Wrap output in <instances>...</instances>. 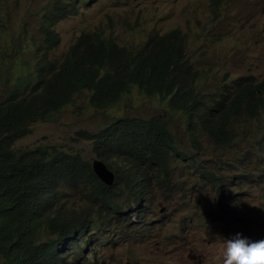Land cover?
Here are the masks:
<instances>
[{
    "label": "rangeland",
    "instance_id": "374dc122",
    "mask_svg": "<svg viewBox=\"0 0 264 264\" xmlns=\"http://www.w3.org/2000/svg\"><path fill=\"white\" fill-rule=\"evenodd\" d=\"M56 5L61 16L55 12ZM43 14L51 18L45 33L55 34L59 41L49 54L53 62L59 63L82 34L102 33V40L135 54L147 38L166 32L170 43L175 38L181 41L200 72L204 101L213 102L225 87L231 90L233 82L243 77L253 84L264 83V0H0V101L16 88L20 95H28L42 87L35 72L39 58L24 65L8 53L15 54L18 42L28 53L41 42ZM104 69L102 65L101 75ZM131 104L129 99L119 104L121 116L167 122L179 151L167 162L173 185L164 190L155 186L151 192L155 201L129 215L128 232L119 245L107 249L115 237L113 227L100 234V241L83 250L84 264H90V252L103 251L105 264H222L221 238L241 231L245 222L254 235L264 233V154L259 150L264 109L252 122L241 120L234 141L217 148L205 134L196 137L194 146L184 115L162 108L158 100L142 98L133 109ZM81 107V101L59 104L50 119H38L29 126L27 136L16 146L69 145L91 162L94 152L79 133L107 119L82 115ZM72 138L77 144L72 145ZM93 190L86 184L70 201L89 203L87 196ZM108 202L90 205L110 223L116 219L122 223Z\"/></svg>",
    "mask_w": 264,
    "mask_h": 264
},
{
    "label": "trees",
    "instance_id": "16d2710c",
    "mask_svg": "<svg viewBox=\"0 0 264 264\" xmlns=\"http://www.w3.org/2000/svg\"><path fill=\"white\" fill-rule=\"evenodd\" d=\"M73 6L77 8L76 4ZM55 12L61 16L58 5ZM94 34L97 36L79 35L58 65L48 63L47 76H38L40 91L20 95L16 88L0 101V264H84L87 259L83 250L89 249L100 234L110 231L108 217L90 205L110 198L106 193L109 188L96 179L83 156L69 147L63 150L61 145L16 146L27 136L29 126L38 119H50L63 97L70 100L84 82L103 92L115 86L107 99L115 102L123 100L133 88L140 95L166 100L173 112L184 115L194 146L201 134L215 147L228 146L234 140L237 124L258 117L264 108V83L253 84L244 79L234 81L231 90L224 88L208 106L195 89V73L187 63L179 61L183 58L180 45L170 43L167 36L151 39L146 45L157 56L144 66L150 58L145 46L132 54L112 41L102 40V33ZM46 36L51 35L46 32ZM102 65L106 69L101 75ZM169 71L178 81L171 78ZM116 122L79 135L92 141L96 157L106 160L110 167L131 162L118 151L119 146L138 141L156 160L155 172L161 186L166 184L170 189L173 184L167 162L179 151L167 123L135 120L139 125L123 118ZM182 156L186 160V155ZM86 184L94 188L87 196L89 203L81 199L70 201L82 193ZM108 206L111 207L110 202ZM115 223L118 224L117 219Z\"/></svg>",
    "mask_w": 264,
    "mask_h": 264
},
{
    "label": "clouds",
    "instance_id": "9594fccd",
    "mask_svg": "<svg viewBox=\"0 0 264 264\" xmlns=\"http://www.w3.org/2000/svg\"><path fill=\"white\" fill-rule=\"evenodd\" d=\"M42 18L46 22L42 26L41 42L36 44L30 53H28L27 50L18 42L17 50L15 54L11 55L10 53H8L11 58L24 65L25 64L29 65V61L39 58L35 66L37 80H39L38 79L39 75H42V77L47 76V68L43 67L42 66L43 64L48 65V63H55L58 65L63 60L62 59L59 63L50 60L49 54L58 45L59 41L55 34H50L51 35L50 38H47L45 30L49 29L51 25V18H49L48 15H44V14L42 15ZM0 20H1V16H0ZM163 36L168 37V34L165 32L163 34H157L151 36L147 38L145 42L142 44L141 48L145 46L147 52L150 55L149 60L144 64V66L150 61L151 58L157 56L155 51L146 45H149L151 43V39H154L156 37H163ZM173 43L174 45H180L181 47L180 54H183V58H179V61L181 63H187L191 67V70L195 73V77H196L195 89L198 92L199 96L204 98L203 94H201L200 85H199L201 80L200 72L195 68L194 63L188 58L186 50L182 47L181 41L175 38L173 40ZM22 56H26V58L23 59ZM41 68H42V72H39V69ZM0 72H1V67H0ZM169 75H171L172 79L177 80V77L172 72L169 71ZM0 77H2V74L0 75ZM20 79L26 80L25 78H20ZM240 79L247 80L244 77ZM114 87L107 90L106 92L96 91L92 89L86 82H84V86L81 89H78L72 95L70 100H67V98L63 97V101H62L63 105L68 104L69 102L81 101L82 107L80 108L79 111L82 115H90L91 119L94 118L98 120L100 118L107 119L106 122L96 127L95 129L92 130L88 129V131H82V132L90 133V131H95L99 127H103V126L109 127L111 125L118 124L116 122L118 118H123L126 119L128 123L139 124V125L141 124L135 122V120L157 119L160 122H162V120L155 117L145 119V118H136L134 117V115L132 117L121 116L119 104L122 103L125 99H129L132 102V104L130 105L131 109L136 107L139 103V100H141L142 98L156 99L159 101L162 108H167L168 110L173 112L168 106L166 100H162L160 97H147L145 95H140L136 88H133L129 95L127 96L125 95L123 97L124 98L123 100H119L116 102L112 100H107L108 98H111V92ZM41 89L42 87L38 91H40ZM31 92L32 91H30V93ZM134 92L137 93L136 97H133ZM205 103L208 106H212L213 102L205 101ZM259 116L252 120H247L243 122L245 123L252 122L257 118H259ZM235 130L236 127L234 129V134H235L234 139L237 136ZM87 142H89L90 144V151H91L92 141L88 140ZM131 142L134 143L135 145L134 148H132ZM131 142L120 144L118 150L126 154L131 160V162L119 163L116 165H111L110 167L106 160L97 158L96 154H93L95 158L91 162H89L92 173H93L92 163L97 162L103 164V166L105 167V171L110 175L111 180L110 182L106 183L100 181L93 173L96 179L100 183H102L103 186L109 188V191H107L106 193L109 192L111 197L110 198L107 197L106 199H108V201L110 202L111 208L120 215V218L123 223L122 224L118 220V224H116L115 223L116 220H114V222L110 224L111 228L113 227L115 237L113 242L107 247V249H111L112 247H116L117 245L120 244V241L126 237L128 232L126 223L129 215H131L133 211L142 210L146 208L147 205L153 203L155 201V196L151 195V192L153 191L156 185L159 184L161 186V182L157 179L155 172L156 160L148 154L147 150L142 146L141 143H139L136 140ZM75 144H77V142L72 143V145ZM63 147H69L70 151L76 152L73 151L69 145H65ZM217 148H223V147H217ZM259 150L261 151L262 154H264V129L262 128H260ZM162 188L163 190L167 189L166 184L163 185ZM221 239H222V247H223L222 264H264V233L254 235L252 226L250 224L245 222L241 228V231L236 232L229 238H221ZM100 240L101 238L99 236V239L97 241ZM103 252L97 254L90 252L88 254V256L90 255L91 257L90 264H105V262L103 261ZM84 255H86V253H84Z\"/></svg>",
    "mask_w": 264,
    "mask_h": 264
},
{
    "label": "water",
    "instance_id": "95a60500",
    "mask_svg": "<svg viewBox=\"0 0 264 264\" xmlns=\"http://www.w3.org/2000/svg\"><path fill=\"white\" fill-rule=\"evenodd\" d=\"M92 170L94 175L102 182H110L111 177L110 175L105 171V167L101 163L94 162L92 163Z\"/></svg>",
    "mask_w": 264,
    "mask_h": 264
}]
</instances>
